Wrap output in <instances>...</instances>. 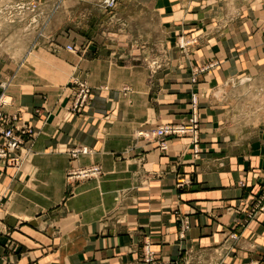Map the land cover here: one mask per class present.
Instances as JSON below:
<instances>
[{
  "label": "crops",
  "instance_id": "obj_1",
  "mask_svg": "<svg viewBox=\"0 0 264 264\" xmlns=\"http://www.w3.org/2000/svg\"><path fill=\"white\" fill-rule=\"evenodd\" d=\"M3 1L0 11L12 13L13 0ZM134 2L166 28L162 68L123 64V51L100 52L99 45L117 40L100 35L88 40V57L65 49L53 55L56 71L35 78L26 76L27 64L16 63L26 51L0 55V82L5 71H17L4 110L18 111L19 124L36 133L26 138L20 166L0 161V264H146V243L167 264H181L187 252L216 251L237 228L240 210L261 193L264 0ZM11 22L5 32L28 49L55 39L44 26L37 36L23 30L16 37ZM71 38L61 34L56 41L75 44ZM191 39L183 50L180 44ZM77 72L93 94L81 112L71 110L64 91ZM194 93L198 154L190 136L168 138L162 151L141 134L186 122ZM81 146L91 153L72 159L69 151ZM93 164L102 166L100 177L69 181L72 168ZM241 233L240 246L264 249V213ZM238 257L231 264H240Z\"/></svg>",
  "mask_w": 264,
  "mask_h": 264
},
{
  "label": "rangeland",
  "instance_id": "obj_2",
  "mask_svg": "<svg viewBox=\"0 0 264 264\" xmlns=\"http://www.w3.org/2000/svg\"><path fill=\"white\" fill-rule=\"evenodd\" d=\"M107 1L108 0H13V8H11L12 13H2L0 11V55L5 58H10L9 55L11 51H15L16 56H20L22 52L26 51L27 54L25 58L22 60L17 59L16 63L20 67L27 64V67H29L31 71H26V73L22 71V73H25L27 77L33 76V78H35L40 73L41 75H47V73L56 71L55 64L57 62L55 63L56 58L53 55L57 56L59 52L62 53L61 55H64L63 52L65 49L68 50L69 45L81 48L82 52L75 53L78 54V56L88 57V48L90 46L88 40H93V37L100 35L106 37V39H108V37H117V40L113 38L110 40V43L99 45L98 48L100 52L107 51L108 49L109 52L123 51V53L126 52V55H128L120 60L123 64H142L151 70L162 68L163 66L161 65L167 61L166 54L168 52V33L166 28L162 27V23L155 21L157 18H152L149 13L143 12L134 0H115L114 6L112 7L107 5ZM3 2V0H0V6H2ZM23 5L26 6L25 9H20ZM5 14L8 15L10 20L4 18ZM11 20V24L13 23L16 25V28L13 30V32H17L15 33L16 37L20 36L23 30L29 32L32 37L34 35L37 36L40 27L44 26L42 31L44 32L46 28L49 36L55 37V39H52L48 44L43 42L36 44L32 43L30 49H28L30 44L13 40L11 38L12 32H5V22L10 23ZM67 33L73 37L70 43L75 44L67 45L56 41V38L61 34L65 36ZM195 41V39L188 41L184 40L182 44H179L180 47L185 50L187 44L189 45L190 42L194 43ZM45 50L47 51L45 52L46 56L43 55ZM76 58L78 59V57ZM215 64L216 63H209L207 68L213 67ZM5 72L7 74V77H5L6 82H0V88L3 90L0 96L4 95L9 103H12V95L7 94L6 90L7 87L12 84L17 71ZM78 74L82 75L80 72H77L76 76ZM76 76H68L69 79H72L71 83L70 80L67 82V86L68 84L72 85L70 87L71 89L67 90L64 87V91H67L65 97L66 99L68 97L70 101L74 100L76 94L77 86L75 84L73 85V80ZM193 80H195V77ZM260 83L262 82H258L257 84L260 85ZM259 90L262 91L261 89ZM251 93L253 94V92ZM254 94L260 97V94L263 93H260L256 89ZM71 97H73V99ZM5 107L6 106H3L1 108L4 109ZM14 112L19 114L18 111ZM200 131L201 129L199 132ZM35 136L36 133L34 136L29 137L34 138ZM263 195L264 186L254 202L246 209L240 210L238 224L235 226L239 231H236L237 228L231 231L224 242L217 247L216 251L208 253L203 251L187 252L185 254L186 260L181 264H231L230 258H235V256H239L238 258L241 259L242 262L240 264H264V249L261 248L260 252L249 251V249H251L249 244L240 246L239 243L241 232L246 230L247 226L250 225L259 212L264 213V210L261 211L259 209V206H261L260 200ZM186 228L188 230L189 226H186ZM145 246L146 244L144 245L143 252L145 251ZM237 248L238 251L236 250ZM244 249L246 252L243 251ZM159 260L161 263L167 264L160 258Z\"/></svg>",
  "mask_w": 264,
  "mask_h": 264
},
{
  "label": "built area",
  "instance_id": "obj_3",
  "mask_svg": "<svg viewBox=\"0 0 264 264\" xmlns=\"http://www.w3.org/2000/svg\"><path fill=\"white\" fill-rule=\"evenodd\" d=\"M115 0H108L109 7L114 6ZM26 6L20 7L25 9ZM68 51L73 53L81 52V48L74 45L68 46ZM196 80V78H195ZM194 80V81H195ZM76 85V94L71 106L74 112H81L92 98V88L85 79L79 76L73 80V85ZM11 103L5 98L4 95L0 96V161L8 166H20L25 159L23 148L25 147V140L27 137L35 135L33 129L27 124H19L20 115L16 112L5 111L1 107L8 106ZM191 117L184 123L180 124H164L158 126L152 131H146L143 134L146 138L155 139L158 147L162 151L169 149L167 139L173 136H190L194 143V151L196 154L200 152L199 136H200V117H199V97L197 94L193 95L190 102ZM71 158L76 160L81 154H89L91 150L87 146L74 147L69 151ZM103 174L101 165L93 164L88 166H78L70 170L68 174L69 181L86 180L91 178H98ZM185 181H179V185H183ZM261 206L259 209L264 210V195L262 197ZM187 225H184V230L181 237H185ZM144 261L147 264H164L159 260L157 253L152 250L150 243H146L145 251L143 252Z\"/></svg>",
  "mask_w": 264,
  "mask_h": 264
}]
</instances>
